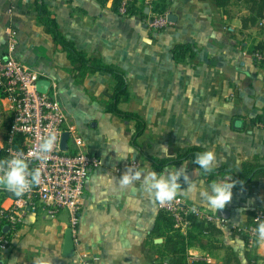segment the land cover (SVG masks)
Masks as SVG:
<instances>
[{
    "label": "crops",
    "instance_id": "1",
    "mask_svg": "<svg viewBox=\"0 0 264 264\" xmlns=\"http://www.w3.org/2000/svg\"><path fill=\"white\" fill-rule=\"evenodd\" d=\"M154 1L137 0L143 12L123 16L114 11L113 2L102 6L96 0H44L63 36L79 51L124 73L129 97L119 108L138 114L146 124L135 138L134 121L106 112L105 104L113 97L112 75L77 71L40 23L35 0H0V55L6 53L13 33L17 60L55 85L68 124L85 142L84 151L102 161L86 183L77 248L95 258L94 264L163 261L159 245L164 238L152 237L161 212L158 203L144 192L141 181L125 188L119 185L134 162L144 173H158L147 157L171 159L198 148L215 152L216 167L240 173L244 163L264 159V68L248 54L264 42V26L257 22L244 27L251 13L237 0L219 8L212 0H168L166 13L174 15V21L150 29ZM178 45H192L194 56L176 61L173 50ZM75 151L69 139L66 152ZM124 155L127 158L122 159ZM192 161L164 169L184 167L197 190L181 197L211 211L199 192L227 178L209 179ZM178 183L187 187L183 177ZM232 193L222 209L226 216L222 234L206 246L193 244L188 249L190 263L203 259L213 264H264V247L257 242L248 247L233 232L246 226L250 213L264 212V179L233 188ZM222 210L211 212L218 215ZM69 230L67 211L54 218L45 211L29 215L0 264H35L41 256L50 264H70L73 257L64 252ZM227 248L234 253L233 261Z\"/></svg>",
    "mask_w": 264,
    "mask_h": 264
},
{
    "label": "built area",
    "instance_id": "2",
    "mask_svg": "<svg viewBox=\"0 0 264 264\" xmlns=\"http://www.w3.org/2000/svg\"><path fill=\"white\" fill-rule=\"evenodd\" d=\"M129 0H123L120 15H128ZM169 13L151 12L148 26L150 29H162L169 24ZM264 26V21H260ZM18 40L13 33L8 36L7 49L0 55V92L4 95L3 101L9 105L12 115L11 137L5 149V158H11L22 153L30 168H39L41 183L34 186L22 197H8L0 208V257L8 254L14 248L20 229L29 215H36L45 211L48 216L56 217L61 211L69 213V227L72 232L73 243L76 248L75 255L70 264H94L95 258L85 251H78L81 241L79 237V223L83 210L84 192L88 177L92 170L102 166L101 159L84 151L85 142L76 133V128L67 122L66 114L58 98L55 85L48 88L46 93L39 91V82L46 79L29 66L24 65L16 58ZM250 58L264 68V52L257 50ZM264 129V125H262ZM57 135L55 150L45 158H37L35 153L40 143V137L49 132ZM65 133L70 135L76 151L66 152L62 149V138ZM23 137V149H16L13 137ZM132 167L138 168L134 162ZM119 172V170L117 171ZM2 193H9L0 189ZM11 194V193H10ZM7 200L11 203L6 204ZM193 207L179 196L171 203L158 208L172 217L174 228L186 234L191 228V216L205 221L208 224L223 227L225 220L205 208H199L197 213H191ZM264 220V212L257 213L255 217ZM256 226L248 225L236 227L233 231L244 233L247 237L248 247L256 243V236L252 229ZM8 228V230H6Z\"/></svg>",
    "mask_w": 264,
    "mask_h": 264
},
{
    "label": "trees",
    "instance_id": "3",
    "mask_svg": "<svg viewBox=\"0 0 264 264\" xmlns=\"http://www.w3.org/2000/svg\"><path fill=\"white\" fill-rule=\"evenodd\" d=\"M96 1L102 6H105L111 0ZM212 1L219 8L230 3L232 0ZM237 1L245 2L248 5L249 11L251 13V16L244 20V27H247L249 24H255L257 22L260 23V21H264V0ZM122 2L123 0H113L114 11L119 12ZM35 3L40 23L46 27L48 33L54 38L58 47L68 54L72 65L76 68L77 71H84V73L94 71L95 73H109L112 75L113 97L111 101L105 104L106 112L116 115L120 118H127L134 121L136 123V134L134 137L138 138L140 135H142L146 129V124L143 119L138 114L124 112L119 108L120 102L123 99L129 97L128 84L124 73L117 66L104 64L99 59H90L84 52L79 51L72 41L67 40L63 36L56 18L54 17L53 13L50 11L44 0H35ZM167 3L168 0H157L151 2V11L153 13H166L168 10ZM137 4V0H130L128 2V15H136L140 12H143L138 9ZM257 50L264 52V42L258 43L253 46L249 50L248 54L252 55L253 52ZM194 54L195 50L192 45H178L173 50L174 59L178 62L185 61L187 58L193 57ZM4 98V95L0 92V101ZM12 120L13 119L11 117L10 128L7 134L5 145L0 149V159H5V149L9 145V140L11 137ZM12 145L16 149L22 150L23 137L19 135L14 136ZM199 152L203 151L198 148H192L176 158L159 160L147 157V159L152 163L158 173H160L164 168L168 166L182 164L187 160H194L195 155ZM196 167L199 169L197 165ZM199 170L203 172V170ZM208 177L209 179H213L215 177L228 179L229 177H231L232 180L236 181V186L234 188L239 189L246 185L264 179V159L256 158L253 161L244 163L242 171L240 173H235L226 166L215 167L214 171L209 174ZM10 196H12V194L0 192V208L3 202ZM255 217L256 214L250 213L249 221L246 226H257ZM190 220L191 228L184 235L174 228V221L171 216L164 212H160L158 222L152 232V237L157 236L164 238V243L162 245H159L162 247V250L159 252V254L164 258L163 261L159 264H213L203 259L196 260L190 263L188 249L196 242H198L202 246L210 244L212 240L220 236L223 231L220 229V227L208 224L195 216H191ZM233 232L235 235L242 236L247 241V237L244 235V233H239L237 231ZM227 250L229 253V261H233L234 253L230 248H227Z\"/></svg>",
    "mask_w": 264,
    "mask_h": 264
},
{
    "label": "clouds",
    "instance_id": "4",
    "mask_svg": "<svg viewBox=\"0 0 264 264\" xmlns=\"http://www.w3.org/2000/svg\"><path fill=\"white\" fill-rule=\"evenodd\" d=\"M228 107L227 105L225 106ZM57 135L49 132L40 137V143L35 153L37 158H45L50 155L56 147ZM167 153V148H161ZM135 153V150L129 149ZM122 159L127 155L121 156ZM205 175L211 174L216 167V154L214 151L199 152L192 161ZM183 177L186 188H182L178 183ZM136 181H141L144 192L161 205L171 203L179 196L187 197L189 193L195 192L196 185L192 183L185 174L184 167L175 170L164 169L161 173L155 171L142 172L134 167H127L124 174L119 179L121 188L132 186ZM41 183V171L39 168H30L29 163L23 158L22 153H17L11 158L0 159V189L22 197L32 187ZM236 186V181L229 177L223 181H213L207 189L200 190L199 195L206 203L207 207L217 212L222 210L232 200V189ZM191 213H197L198 209L193 206L189 209ZM257 226L251 231L256 236V242L264 247V220L256 218ZM35 264H50V261L43 256L36 259Z\"/></svg>",
    "mask_w": 264,
    "mask_h": 264
},
{
    "label": "water",
    "instance_id": "5",
    "mask_svg": "<svg viewBox=\"0 0 264 264\" xmlns=\"http://www.w3.org/2000/svg\"><path fill=\"white\" fill-rule=\"evenodd\" d=\"M113 1L111 0L109 3H112ZM175 16L174 15H169L168 16V21L173 22ZM39 91L42 93H46L48 91V88L50 86V83L48 81H40L39 84ZM70 135L68 133H65L62 138V149L64 151L67 150L68 148V141H69ZM218 216L221 218H226V216L223 214V210L218 213ZM8 230V228H6ZM64 252L66 257H74L75 255V246L73 243V237H72V232L71 230L67 231L66 233V240H65V247H64Z\"/></svg>",
    "mask_w": 264,
    "mask_h": 264
},
{
    "label": "rangeland",
    "instance_id": "6",
    "mask_svg": "<svg viewBox=\"0 0 264 264\" xmlns=\"http://www.w3.org/2000/svg\"><path fill=\"white\" fill-rule=\"evenodd\" d=\"M245 3V2H242ZM248 6V5H247ZM11 112L7 103L0 101V149L5 145L11 123Z\"/></svg>",
    "mask_w": 264,
    "mask_h": 264
}]
</instances>
